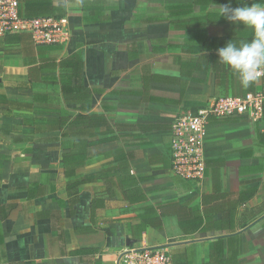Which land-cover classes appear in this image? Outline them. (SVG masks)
I'll use <instances>...</instances> for the list:
<instances>
[{"label": "crops", "instance_id": "crops-1", "mask_svg": "<svg viewBox=\"0 0 264 264\" xmlns=\"http://www.w3.org/2000/svg\"><path fill=\"white\" fill-rule=\"evenodd\" d=\"M228 2L19 0L68 36H0V264H264V114L210 119L201 184L171 170L176 117L264 90L218 61L253 35Z\"/></svg>", "mask_w": 264, "mask_h": 264}, {"label": "built area", "instance_id": "built-area-1", "mask_svg": "<svg viewBox=\"0 0 264 264\" xmlns=\"http://www.w3.org/2000/svg\"><path fill=\"white\" fill-rule=\"evenodd\" d=\"M27 34L37 43L67 40L64 19L25 18L19 0H0V36ZM263 75L260 72L258 77ZM264 114V90L243 97L214 98L204 108L176 117L170 128L171 170L179 178L201 184L205 178V137L210 119L247 118L259 120ZM126 264H171L168 253L159 248L128 250Z\"/></svg>", "mask_w": 264, "mask_h": 264}, {"label": "clouds", "instance_id": "clouds-1", "mask_svg": "<svg viewBox=\"0 0 264 264\" xmlns=\"http://www.w3.org/2000/svg\"><path fill=\"white\" fill-rule=\"evenodd\" d=\"M212 7L220 18L253 33L251 39L239 44L230 40L216 52L218 61L237 74L242 86L248 87L264 70V3H244L233 8L229 0L220 6L212 4Z\"/></svg>", "mask_w": 264, "mask_h": 264}, {"label": "trees", "instance_id": "trees-1", "mask_svg": "<svg viewBox=\"0 0 264 264\" xmlns=\"http://www.w3.org/2000/svg\"><path fill=\"white\" fill-rule=\"evenodd\" d=\"M26 18H31V17H26ZM22 34H12V35H5L4 40L7 42L14 41V39H18L21 37Z\"/></svg>", "mask_w": 264, "mask_h": 264}]
</instances>
